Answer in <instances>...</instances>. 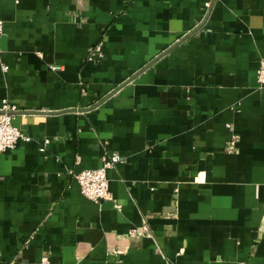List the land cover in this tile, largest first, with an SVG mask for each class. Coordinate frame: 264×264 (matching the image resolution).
Listing matches in <instances>:
<instances>
[{
	"label": "crops",
	"instance_id": "crops-1",
	"mask_svg": "<svg viewBox=\"0 0 264 264\" xmlns=\"http://www.w3.org/2000/svg\"><path fill=\"white\" fill-rule=\"evenodd\" d=\"M204 1L0 0V264H264V0Z\"/></svg>",
	"mask_w": 264,
	"mask_h": 264
},
{
	"label": "built area",
	"instance_id": "built-area-1",
	"mask_svg": "<svg viewBox=\"0 0 264 264\" xmlns=\"http://www.w3.org/2000/svg\"><path fill=\"white\" fill-rule=\"evenodd\" d=\"M216 0H205L203 4L204 17H208ZM3 32V25L0 21V36ZM101 48L97 46L91 55H100ZM91 59V58H89ZM2 71H6L7 67L1 65ZM257 82L260 88H264V59L259 61L256 72ZM14 108L7 99H4L0 107V154L7 150L13 149L19 141L28 142L30 139L24 135L19 128L13 125ZM237 137L232 136L225 146L228 154L236 153ZM49 140H44L40 151H44V147ZM124 158L117 152H104L101 156V165L95 169H86L75 173L69 171L75 182L80 188L81 194L93 202L113 201L107 178V171L113 169L116 165L123 163ZM145 225L140 229H133L129 232L131 236L147 234Z\"/></svg>",
	"mask_w": 264,
	"mask_h": 264
}]
</instances>
